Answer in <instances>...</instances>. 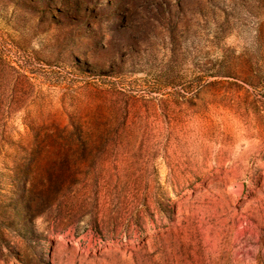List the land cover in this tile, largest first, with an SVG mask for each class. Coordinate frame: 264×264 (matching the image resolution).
<instances>
[{
  "label": "rangeland",
  "instance_id": "obj_1",
  "mask_svg": "<svg viewBox=\"0 0 264 264\" xmlns=\"http://www.w3.org/2000/svg\"><path fill=\"white\" fill-rule=\"evenodd\" d=\"M0 45V264H264V0H0Z\"/></svg>",
  "mask_w": 264,
  "mask_h": 264
},
{
  "label": "trees",
  "instance_id": "obj_2",
  "mask_svg": "<svg viewBox=\"0 0 264 264\" xmlns=\"http://www.w3.org/2000/svg\"><path fill=\"white\" fill-rule=\"evenodd\" d=\"M4 46V45H3ZM0 45V77L2 75H16L18 80L14 83L13 92L10 94L9 104L10 106H22L28 105L35 102V98H29L28 96H16L14 93L17 89L23 90L26 86L30 85L28 75L24 70L21 72L17 70L9 60V50ZM21 86V87H18ZM2 82L0 81V88ZM3 97L0 94V119L3 117L2 105ZM83 121L79 119L76 122L70 124V128H57L51 130L47 127H41L36 130L35 133V143L29 146V149L25 147L27 154L32 156L31 167L32 176L31 180L28 182V189L31 187L41 189H49L50 183L52 182L53 175H55L60 169V173L63 169L72 171L73 166L81 163L82 154L84 149H86L83 143ZM65 132L68 133V139L65 137ZM62 140H65L62 142ZM63 168V169H62ZM66 179L61 180V186L59 192L62 191L63 183ZM38 186V187H37ZM32 188V189H33ZM58 188V187H57ZM57 193H55L56 195Z\"/></svg>",
  "mask_w": 264,
  "mask_h": 264
}]
</instances>
